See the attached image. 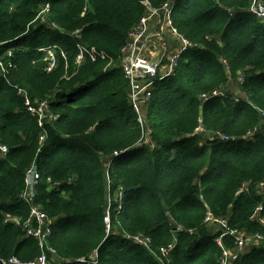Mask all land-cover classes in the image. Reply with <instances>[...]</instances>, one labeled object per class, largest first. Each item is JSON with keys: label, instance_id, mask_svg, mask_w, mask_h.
I'll list each match as a JSON object with an SVG mask.
<instances>
[{"label": "trees", "instance_id": "obj_1", "mask_svg": "<svg viewBox=\"0 0 264 264\" xmlns=\"http://www.w3.org/2000/svg\"><path fill=\"white\" fill-rule=\"evenodd\" d=\"M144 1L0 0V51L12 50L0 76L9 148L0 155V258L41 253L37 238L6 220L29 217L21 194L35 160L34 203L53 219L49 264H221L236 238L218 243L225 228L210 229V213L245 237L264 236V17L250 11L264 0H148L173 5L172 26L190 44L153 88L142 124L120 62ZM79 43L105 57L86 53L76 65ZM229 80L238 96L213 94ZM18 87L57 118L41 126ZM201 128L226 138L205 142ZM246 243L231 264H264V243Z\"/></svg>", "mask_w": 264, "mask_h": 264}, {"label": "built area", "instance_id": "obj_2", "mask_svg": "<svg viewBox=\"0 0 264 264\" xmlns=\"http://www.w3.org/2000/svg\"><path fill=\"white\" fill-rule=\"evenodd\" d=\"M144 5L146 7V12L141 16L138 23L133 27L130 32V37L123 45L121 49V68L130 81V97L133 93V98L131 100V105L135 109L139 121L144 124L143 117L141 118V114L137 105V101L141 94L144 93L148 97H151L152 91H147V87H155V85L168 77L173 71L176 65L178 64L180 57L184 50L189 46V41L185 39L183 36L178 35L176 29L172 26V8L173 5L169 2L164 4L161 8H153L148 0L144 1ZM50 8L49 3L45 5L44 10L42 12H47ZM250 11L256 14L259 17H264V3L262 2H254V4L250 7ZM231 14L233 12L231 11ZM42 20L45 19V15H43ZM155 20V24H160L159 29L155 32L156 35L161 36L166 27H170L171 31L177 36L180 41V46L175 50L171 57L170 66L168 71L159 78V70L160 64L157 61L151 60L146 53V43L149 37L148 31H150L151 23ZM77 33L79 30L76 31ZM78 47L80 49L79 54L77 55L75 64L80 65L85 56L88 53L92 60H96L98 56L105 57L103 52L98 51L95 47L88 48L85 45L79 43ZM48 58L50 60V64L48 70H51L57 66V57L56 53L53 49L48 50ZM12 54V50H6L5 52L0 51V76H7L9 68L12 66L11 62L5 61V56H9ZM111 62L106 65V68L109 67ZM144 79H148L145 85L140 83L143 82ZM141 87V88H140ZM138 91H135V90ZM18 93L23 95L24 103L27 110L32 111L36 115H38V121L41 126L45 124V118L47 114L52 116L49 113V104L46 100H38L32 101V98L28 95V92L19 88ZM213 94H220V90L215 91ZM222 94V93H221ZM204 99H207V96H204ZM53 119L57 118L56 115L52 116ZM46 134H42L40 136L41 144L45 141ZM226 138V137H224ZM9 151L8 146L0 141V155L6 156ZM41 178V174L35 163L29 167L26 171V190L21 194V197L26 200L30 204V214L27 219H22L19 217H11L12 221L17 225L23 226L26 235L33 236L37 238L41 253L40 255L33 260H21L16 256H10L6 258H1L2 264H49L48 259V251L53 252V249L49 245V239L52 234V223L53 219L49 217V215L38 205L34 203V198L36 195V186L39 184ZM246 188V184H244ZM263 206H259L258 210H261ZM9 221L8 216L6 218ZM264 221V219H262ZM207 223L217 222L225 228L217 238L218 243L222 244L223 236L227 234L235 235L236 238V248L235 254H231L230 250L224 249L223 255L221 256L220 263L221 264H231L232 259L236 258L238 252L244 249L245 246V238L238 232L237 229H231L227 221L225 219L215 218L212 213H210L206 217ZM138 240L140 238L136 237ZM258 242L264 243V236L257 234L255 236ZM79 260H85L84 257Z\"/></svg>", "mask_w": 264, "mask_h": 264}, {"label": "rangeland", "instance_id": "obj_3", "mask_svg": "<svg viewBox=\"0 0 264 264\" xmlns=\"http://www.w3.org/2000/svg\"><path fill=\"white\" fill-rule=\"evenodd\" d=\"M154 21L155 20L152 21L150 31H148L149 37H148V40L146 43V49H145L146 53L145 54L151 60L159 62V64H160L159 78H160L168 71V68L170 66L171 57H172L173 53L175 52V50L180 46V41L177 38V36L171 31L170 27H166L161 36L156 35L155 32L159 29L160 24H155ZM163 80H162V82H163ZM147 81H148V79H144L143 82L140 83L141 86L145 85ZM229 82L230 83L225 84V86H223V88H221L220 94L222 93L221 95H223V94L229 93L233 96L235 94H237L236 96H238L240 92H239L238 88L236 87V82H234L233 80H229ZM153 88L154 87H147L146 93L148 90L152 91ZM230 88H232L233 90ZM135 91H138V90L136 89ZM132 98H133V93L130 97V100H132ZM151 98L152 97L146 96L145 91H144V93L141 94V96L139 97V99L137 101V105H138V108H139V111L141 114V118L143 117V120H145L147 112L151 109V103H150ZM237 98L238 97H236V99ZM154 109L156 110L157 108H154ZM263 117H264V114H263ZM262 123H263L262 126L264 127V121ZM198 132L202 136L203 141H205V142L209 141V140L217 139V138H224L223 135L218 134V133H216V134L209 133V132L205 131L204 128H201ZM144 142H148L150 144H153V141L150 137H148L147 140ZM143 144H146V143H143ZM104 160H106V163H107L106 168L109 169V166L111 165L110 157H106V158H104ZM8 219H9V222H13L11 220L12 218L10 216H8ZM13 223H15V222H13ZM15 225H17V224L15 223ZM220 225L221 224H219L217 222L208 223V226H210L209 228L210 229L213 228V230H216V231L219 230L218 227ZM17 226H19V225H17ZM239 232H241L242 236H244V234L246 233V231H239ZM244 238L247 241V243H246L247 246L255 244L256 238L253 234L249 233L246 235V237L244 236ZM140 242L145 246L149 245L148 242L145 240H140Z\"/></svg>", "mask_w": 264, "mask_h": 264}, {"label": "clouds", "instance_id": "obj_4", "mask_svg": "<svg viewBox=\"0 0 264 264\" xmlns=\"http://www.w3.org/2000/svg\"><path fill=\"white\" fill-rule=\"evenodd\" d=\"M106 68V67H105ZM8 82H10V81H8ZM161 82V81H160ZM11 83V82H10ZM159 83V82H158ZM19 88H22V87H18V89ZM24 89V88H23ZM26 90V89H25ZM219 90H221V89H219ZM27 91V90H26ZM28 92V91H27ZM20 94V93H19ZM21 95V94H20ZM29 95V94H28ZM23 96V95H22ZM30 96V95H29ZM24 98V97H23ZM44 100H46V99H44ZM33 101V100H32ZM35 101H37V100H35ZM25 104V103H24ZM34 163H35V165H36V160L34 161ZM33 163V164H34ZM32 164V165H33ZM37 166V165H36ZM39 170V169H38ZM39 173H40V171H39ZM41 174V173H40ZM25 181H26V175H25ZM7 218V217H6ZM28 236V235H27ZM220 237V236H219ZM3 258H6V257H3ZM83 258V257H82ZM1 259V258H0ZM80 259V258H79ZM1 261V260H0ZM2 262V261H1Z\"/></svg>", "mask_w": 264, "mask_h": 264}]
</instances>
